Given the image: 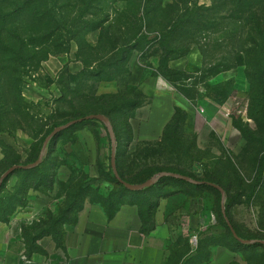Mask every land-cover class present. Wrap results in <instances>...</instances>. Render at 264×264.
I'll return each mask as SVG.
<instances>
[{
    "label": "rangeland",
    "instance_id": "rangeland-1",
    "mask_svg": "<svg viewBox=\"0 0 264 264\" xmlns=\"http://www.w3.org/2000/svg\"><path fill=\"white\" fill-rule=\"evenodd\" d=\"M89 113L110 118L126 180L169 170L225 195L172 176L124 189L105 124L83 120L0 185V225L29 251L61 246L81 215L179 191L194 222L185 264H264V245L222 214L264 239V0H0V177Z\"/></svg>",
    "mask_w": 264,
    "mask_h": 264
},
{
    "label": "crops",
    "instance_id": "crops-1",
    "mask_svg": "<svg viewBox=\"0 0 264 264\" xmlns=\"http://www.w3.org/2000/svg\"><path fill=\"white\" fill-rule=\"evenodd\" d=\"M183 196L159 197L149 216L137 201L120 204L112 217L81 215L66 225L61 246L47 239L42 250L29 251L22 234L0 225V264H185L195 254Z\"/></svg>",
    "mask_w": 264,
    "mask_h": 264
},
{
    "label": "water",
    "instance_id": "water-1",
    "mask_svg": "<svg viewBox=\"0 0 264 264\" xmlns=\"http://www.w3.org/2000/svg\"><path fill=\"white\" fill-rule=\"evenodd\" d=\"M83 120H98L101 121L102 123L105 124L110 138H111V144H112V152H111V166L114 172L115 177L117 178L118 181H120L127 189L129 190H142L145 189L147 187H150L152 185H154L161 177L164 176H172V177H176L185 181H189L191 183L194 184H204L207 183L213 187H215L216 189H218L222 195V197H224L225 195V190L221 185H218L216 183L213 182H209V181H203V180H199V179H195L189 175H185V174H181V173H176V172H172V171H162L159 174H156L154 176H152L151 178L147 179L146 181L142 182V183H131L128 182L124 179H122V177L120 176L117 166H116V135H115V131H114V127L112 125V122L110 120V118L102 113H90L88 115H85L83 117L77 118V119H72L70 121H68L65 124L59 125L57 127H55L52 132L46 137L44 143H43V148L42 151L39 155V158L30 164L27 165H23V164H14L11 167H9L0 177V185L2 184V182L7 179L14 171H16L17 169H27V168H31L36 166L37 164L40 163V161L42 160V157L44 155V149L47 146L48 142L50 141V139L52 137H54L55 135H57L58 133L62 132L63 130H66L68 128H70L71 126L82 122ZM222 212L224 215V218L227 222V224L229 225L234 237L236 239H238L239 241H241L242 243H246V244H252V243H261L264 244V239H244L241 238L237 232L235 231L234 227L232 226L226 211H225V206H224V202H222Z\"/></svg>",
    "mask_w": 264,
    "mask_h": 264
},
{
    "label": "trees",
    "instance_id": "trees-1",
    "mask_svg": "<svg viewBox=\"0 0 264 264\" xmlns=\"http://www.w3.org/2000/svg\"><path fill=\"white\" fill-rule=\"evenodd\" d=\"M170 61V60H169ZM169 61H168V67H169ZM170 68V67H169ZM90 114V113H89ZM103 114V113H102ZM88 115V114H87ZM85 116V115H84ZM80 118V117H79ZM75 119H77V118H75ZM72 120V119H71ZM70 121V120H69ZM68 122V121H67ZM66 122V123H67ZM65 124V123H64ZM62 125V124H61ZM76 125V124H75ZM59 126V125H58ZM74 126V125H73ZM55 127H57L56 125H55ZM54 127V128H55ZM72 127V126H71ZM39 155H40V153L38 152L37 153V155L35 156V158L32 160V162L31 163H33V162H35L38 158H39ZM28 164H30V163H28ZM27 165V164H26ZM17 170H19V169H17ZM162 171H169V170H159L158 172H157V174H159V173H161ZM118 172H119V170H118ZM172 172H174V171H172ZM114 173V172H113ZM176 173H179V172H176ZM119 174H120V176L122 177V179H124V180H126L124 177H123V175L119 172ZM181 174H183V173H181ZM186 175V174H185ZM190 176V175H189ZM152 177V176H151ZM151 177H147V178H145V180H142L141 182H139V183H142V182H144V181H146L147 179H149V178H151ZM192 177V176H191ZM169 178H172L171 176H164V177H161L158 181H160V180H165V179H169ZM194 178V177H193ZM114 179H115V182L118 184V185H120L121 187H123L124 189H127L120 181H118L117 180V178L115 177V175H114ZM196 179V178H195ZM178 180H180V181H182V182H186L185 180H182V179H178ZM199 180H203V181H207V180H204V179H199ZM126 181H128V180H126ZM157 181V182H158ZM128 182H130V181H128ZM209 182H211V181H209ZM132 183V182H131ZM188 183V182H187ZM214 183V182H213ZM157 184V183H156ZM190 184V183H189ZM193 185V184H192ZM219 185V184H218ZM152 186H154V185H152ZM194 186L195 187H197V188H199V187H204V186H211V185H209V184H207V183H204V184H199V185H197V184H194ZM151 187V186H150ZM150 187H147V188H150ZM166 187V186H165ZM211 187H213V186H211ZM213 188H215V187H213ZM146 189V188H145ZM144 189V190H145ZM131 192H135V193H138V192H140V190H137V191H135V190H130ZM174 191H169V192H167L166 191V193H164V194H159V196L158 197H156V199H155V201L151 204V206L150 205H148V207L146 206V207H144V210H143V213H144V215H150V213H151V211H152V209L154 208V206H155V204H156V200L159 198V197H162V196H167L168 194H170V193H173ZM136 200H133L132 202H135ZM138 202V201H137ZM124 203V202H123ZM140 203V202H139ZM122 204V203H121ZM118 207H119V205L116 207V209L108 216V217H112L113 215H114V213H115V211L118 209ZM222 214H223V212H222ZM227 214V213H226ZM228 216V215H227ZM223 217H224V215H223ZM228 218H229V216H228ZM224 220H225V218H224ZM229 220H230V222H231V224H232V226H233V223H232V221H231V219L229 218ZM224 224L226 225V227L231 231V229H230V227H229V225L227 224V222H226V220L224 221ZM234 227V226H233ZM235 229V228H234ZM236 231V230H235ZM231 233H232V231H231ZM232 235H233V233H232ZM234 236V235H233ZM242 238V237H241ZM62 244H63V242H62ZM253 244V243H252ZM258 245H264V244H261V243H257Z\"/></svg>",
    "mask_w": 264,
    "mask_h": 264
},
{
    "label": "built area",
    "instance_id": "built-area-1",
    "mask_svg": "<svg viewBox=\"0 0 264 264\" xmlns=\"http://www.w3.org/2000/svg\"><path fill=\"white\" fill-rule=\"evenodd\" d=\"M192 241L197 242V237H192Z\"/></svg>",
    "mask_w": 264,
    "mask_h": 264
}]
</instances>
